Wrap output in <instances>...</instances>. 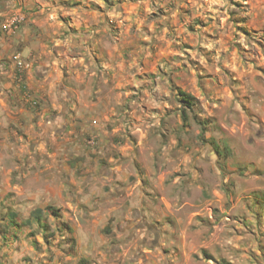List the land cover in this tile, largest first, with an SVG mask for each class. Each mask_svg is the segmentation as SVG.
<instances>
[{"label":"clouds","instance_id":"9594fccd","mask_svg":"<svg viewBox=\"0 0 264 264\" xmlns=\"http://www.w3.org/2000/svg\"><path fill=\"white\" fill-rule=\"evenodd\" d=\"M262 47L264 0H0V264H264Z\"/></svg>","mask_w":264,"mask_h":264},{"label":"rangeland","instance_id":"374dc122","mask_svg":"<svg viewBox=\"0 0 264 264\" xmlns=\"http://www.w3.org/2000/svg\"><path fill=\"white\" fill-rule=\"evenodd\" d=\"M105 2H107V0H105ZM74 7V5L72 6ZM261 51H264V47L261 48ZM82 59V58H81ZM257 71H260L259 69H257ZM200 92L202 93L203 92V89H200ZM191 95H193V98H195V94L194 93H191ZM249 211H251V209H249ZM198 219V217H197ZM207 258V257H206Z\"/></svg>","mask_w":264,"mask_h":264},{"label":"built area","instance_id":"2783aa9c","mask_svg":"<svg viewBox=\"0 0 264 264\" xmlns=\"http://www.w3.org/2000/svg\"><path fill=\"white\" fill-rule=\"evenodd\" d=\"M21 76H22V74L19 73V72H17V77H18V79H19Z\"/></svg>","mask_w":264,"mask_h":264}]
</instances>
